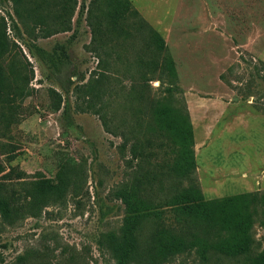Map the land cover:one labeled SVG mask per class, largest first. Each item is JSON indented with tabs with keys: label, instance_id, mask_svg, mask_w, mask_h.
I'll return each mask as SVG.
<instances>
[{
	"label": "rangeland",
	"instance_id": "1",
	"mask_svg": "<svg viewBox=\"0 0 264 264\" xmlns=\"http://www.w3.org/2000/svg\"><path fill=\"white\" fill-rule=\"evenodd\" d=\"M27 1L19 18L12 0H0L9 45L1 63L7 100L0 103V161L6 173L25 172L28 185L56 181L60 173L70 180L63 197L37 210L29 208L28 185L0 175V198L13 201L15 213L10 223L0 212V264H116L106 237L120 230L126 211L113 192L137 171L120 135L141 133L131 111L142 106L122 92L139 68L128 65L119 45L104 55L93 42L92 0ZM129 1L164 37L175 64L173 105L188 110L204 198L263 193L264 0ZM100 8L91 20L105 28V1ZM61 9L66 28L56 24ZM102 74L110 77L105 101L117 135L106 132L99 116L77 109L86 106L80 87ZM151 86L158 95L169 87L158 80ZM255 233L264 248V228L257 225ZM163 264L204 263L193 254Z\"/></svg>",
	"mask_w": 264,
	"mask_h": 264
},
{
	"label": "trees",
	"instance_id": "2",
	"mask_svg": "<svg viewBox=\"0 0 264 264\" xmlns=\"http://www.w3.org/2000/svg\"><path fill=\"white\" fill-rule=\"evenodd\" d=\"M12 1L17 7V16L23 18L20 9H25L29 1ZM101 1L107 4L105 28L91 20L97 19L96 14L102 11ZM66 13L65 9L57 11L58 28H66L63 22ZM30 14L34 18L41 17L37 8H32ZM89 15L93 42L105 49L103 54L112 44L119 45L128 65L139 68L138 78L133 75L130 89L122 92L132 101L139 100L142 106H135L131 111L141 133L132 136L123 129L120 135L124 147L131 146L137 171L130 184L119 186L113 192L126 211L120 230L106 237L105 247L116 264H163L193 254L204 264L222 259L241 264H264V248L255 233L257 225L264 228V192L209 201L204 198L196 178L195 139L190 116L186 108L173 105L177 72L164 37L129 0H92ZM106 41L110 42L103 45ZM8 52L7 28L0 22V103L7 100L1 63ZM155 80L167 83L165 95L154 93L151 82ZM109 81L110 77L102 74L94 83L80 87L78 92L86 94V106L77 109L99 116L106 132L117 135L105 101L111 87ZM6 171L0 161V175L28 185L25 172L14 167ZM69 180L60 173L56 181L40 179L29 184L26 187L29 208L40 210L50 198L63 197ZM12 204L13 201L0 198V212L10 223L15 218ZM148 223L151 224L149 231L146 230Z\"/></svg>",
	"mask_w": 264,
	"mask_h": 264
}]
</instances>
